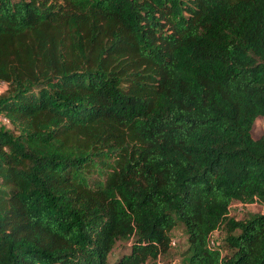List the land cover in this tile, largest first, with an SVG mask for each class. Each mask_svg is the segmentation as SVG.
I'll return each instance as SVG.
<instances>
[{"label":"trees","instance_id":"trees-1","mask_svg":"<svg viewBox=\"0 0 264 264\" xmlns=\"http://www.w3.org/2000/svg\"><path fill=\"white\" fill-rule=\"evenodd\" d=\"M0 83V264H264V0H0Z\"/></svg>","mask_w":264,"mask_h":264},{"label":"rangeland","instance_id":"rangeland-1","mask_svg":"<svg viewBox=\"0 0 264 264\" xmlns=\"http://www.w3.org/2000/svg\"><path fill=\"white\" fill-rule=\"evenodd\" d=\"M6 90V85L4 83H0V94ZM264 135V118H258L255 121L252 130V136L254 139L260 138ZM261 210L257 204L252 205H243L241 203L235 202L230 208V217H234L236 219H243L248 215V213H256ZM218 236H214V241L218 242ZM172 247L167 259H161L159 263L156 264H183L185 261L184 253L188 249V240L187 235L183 228L176 227L172 233ZM220 241V240H219ZM128 254L130 252V243L127 241L121 242L116 250V255L118 253ZM169 261H173L170 263ZM167 262V263H166Z\"/></svg>","mask_w":264,"mask_h":264},{"label":"built area","instance_id":"built-area-1","mask_svg":"<svg viewBox=\"0 0 264 264\" xmlns=\"http://www.w3.org/2000/svg\"><path fill=\"white\" fill-rule=\"evenodd\" d=\"M4 122H7L6 119H3Z\"/></svg>","mask_w":264,"mask_h":264}]
</instances>
